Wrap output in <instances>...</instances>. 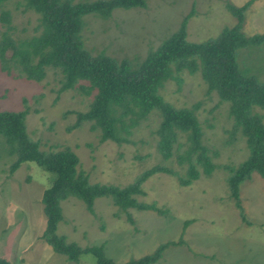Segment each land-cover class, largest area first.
<instances>
[{
	"label": "rangeland",
	"instance_id": "1",
	"mask_svg": "<svg viewBox=\"0 0 264 264\" xmlns=\"http://www.w3.org/2000/svg\"><path fill=\"white\" fill-rule=\"evenodd\" d=\"M81 1L92 0H72ZM145 1V8H116L106 19L85 15L81 31L85 49L136 64L172 35L186 16L188 41L216 38L237 20L227 5L241 6L248 0ZM1 10L9 12L10 22L5 25L0 21V33L6 31L15 41L39 34L38 14L24 8L21 0H7L0 4ZM243 25L246 35L264 31V0H252ZM262 46L260 53L252 55L240 49L238 66L248 63L264 70ZM10 53L8 48L4 56L9 58ZM10 70L7 73L0 69V110L27 109L28 137L44 151H73L79 160L77 171L86 174L90 183L123 187L155 165L172 172L154 173L141 183L144 193L136 196L138 201L153 204L160 212L129 208L132 222L110 197L95 198L93 213L75 196L61 200L62 220L56 233L66 242L81 248L103 245L105 255L117 264L152 254L167 242L172 244L153 264H264V178L254 171L239 184L238 208L230 196L225 166L237 167L250 150L241 132L233 128L229 103L207 90L198 71L174 72L159 88L163 100L175 108L196 106L201 143L215 164L210 175L201 174L184 186L179 177L187 176V163H180L178 156L187 146L186 137L176 133L171 155L165 159L157 147L160 116L156 110L129 132L121 133L126 141H100V131L90 122L72 126L76 114L88 109L92 95L79 87L59 92L61 74L51 68L40 81L26 79L16 68ZM256 77L263 79L264 73ZM254 110L264 121V109ZM14 160V153L0 136V254L3 250L13 254L10 261L6 260L7 254L0 259L10 264H96L89 253L71 261L42 238L46 216L41 198L54 174L34 162H24L11 173L9 167ZM196 168L201 170L199 165Z\"/></svg>",
	"mask_w": 264,
	"mask_h": 264
},
{
	"label": "trees",
	"instance_id": "2",
	"mask_svg": "<svg viewBox=\"0 0 264 264\" xmlns=\"http://www.w3.org/2000/svg\"><path fill=\"white\" fill-rule=\"evenodd\" d=\"M5 1L0 0V4ZM21 2L24 8L38 14L40 32L31 38L17 41L6 31L1 32L0 69L10 73V69L16 68L26 79L40 81L45 77L47 69L51 68L61 74L59 92L79 87L85 94L92 95L88 109L76 114L72 126L90 122L93 129L100 131V141H126L121 133L129 132V128L156 110L160 116L156 131L159 136L157 147L165 159L171 155L176 133L182 132L186 137L187 146L178 156L180 163H187V176L179 177L180 184L184 186L198 179L201 174L210 175L215 164L208 148L201 143L202 130L195 113L196 106L175 108L163 100L159 88L173 77L174 72L183 69L190 73L198 71L207 90L215 91L220 100L229 103L233 128L241 132L250 150L249 156L237 167L225 166L228 170L226 182L230 196L236 206L241 208L239 184L249 179L254 171L264 178V121L254 110L255 107L264 109V78L256 77L262 75L264 70L255 68V65L254 68L250 67L248 63L240 68L236 60L240 49H246L248 55H252V52L260 53L261 46H264V31L252 35H246L243 31L244 14L252 0L241 6L228 4L227 8L236 17V22L224 27L216 38L204 42L196 43L186 39L188 16L184 17L172 35L136 64H131L126 58L117 61L104 52L91 54L83 45L81 31L87 14H96L106 19L116 8H145V0ZM0 21L9 24L8 11H0ZM8 48L11 53L6 58L4 55ZM247 67L250 69L247 70ZM250 70L256 73H250ZM26 115L25 108L18 111L0 110V136L15 155L9 172H14L24 162H34L54 174L50 187L43 191L41 198L46 216L42 238L55 252L65 255L71 261L78 260L82 253H89L95 257L96 264H117L105 255L103 245L81 248L66 242L63 236L56 233L57 224L62 220L60 201L75 196L93 213L95 198L110 197L113 204L126 212L132 222L127 211L129 208L160 212L153 204L138 201L136 196L144 193L140 185L150 175L162 171L172 173L171 170L155 165L145 170L134 183L123 187L90 183L86 174L77 171L79 160L73 151L68 148L44 151L37 141L28 137ZM197 165L201 167L200 171ZM169 243L159 245L152 254L124 264H153L161 258ZM0 264L10 263L0 259Z\"/></svg>",
	"mask_w": 264,
	"mask_h": 264
},
{
	"label": "crops",
	"instance_id": "3",
	"mask_svg": "<svg viewBox=\"0 0 264 264\" xmlns=\"http://www.w3.org/2000/svg\"><path fill=\"white\" fill-rule=\"evenodd\" d=\"M2 254H7V257H6V258H7V259H6L7 261H10L11 258H12V256H13V254H12L10 251L8 252V250H3L2 253L0 254V256H2ZM14 255H15V254H14ZM15 256H16V255H15ZM8 263H9V262H8Z\"/></svg>",
	"mask_w": 264,
	"mask_h": 264
}]
</instances>
